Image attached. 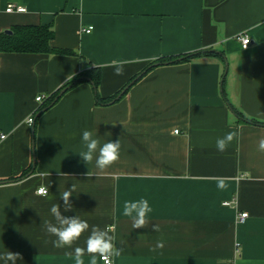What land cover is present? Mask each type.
<instances>
[{
  "label": "crops",
  "instance_id": "obj_1",
  "mask_svg": "<svg viewBox=\"0 0 264 264\" xmlns=\"http://www.w3.org/2000/svg\"><path fill=\"white\" fill-rule=\"evenodd\" d=\"M9 5L27 11L7 13ZM15 26H51L52 46L76 55L0 51V253L19 252L17 264H74L68 253L86 247L91 226H113L122 252L112 264H264V126L235 112L264 122V0H0V36ZM114 59L132 61L121 76L108 66ZM163 59L113 105H99L84 83L37 118L83 71L102 70L108 98ZM84 130L101 145L120 139L119 160L103 172L95 159L86 165ZM230 131L238 138L220 153L216 140ZM141 198L152 212L134 229L123 204ZM53 204L90 225L72 248L53 247L45 231Z\"/></svg>",
  "mask_w": 264,
  "mask_h": 264
},
{
  "label": "clouds",
  "instance_id": "obj_2",
  "mask_svg": "<svg viewBox=\"0 0 264 264\" xmlns=\"http://www.w3.org/2000/svg\"><path fill=\"white\" fill-rule=\"evenodd\" d=\"M152 59L155 58L153 57ZM131 62L127 59H114L108 66L114 69L115 75L121 76L124 74L125 65ZM238 135V131H230L222 138H217V151L224 153L232 141L238 138ZM82 141L85 150L80 151L78 153L79 156L86 165L91 164L95 159V167L100 172L111 167L120 158V139L108 141L101 145L100 140L95 137L93 132L84 130L82 133ZM258 150L264 153V138L259 141ZM86 175L90 177L92 172L88 171ZM216 180L219 189L225 190L228 187L225 177H217ZM74 192H76V185L72 184L70 188L61 194L64 212L72 211L73 204L71 197ZM50 212L55 219V223L44 221L43 224L46 233L55 237L51 241L55 248H72L83 233L89 231L90 225L86 220H82L77 215H63L60 204H53ZM151 212L152 208L148 200L141 198L138 201H125L122 215L132 219L134 229H140L146 225V217ZM154 230H158V228H154ZM110 233H114L113 226H106L104 229L98 226H91L90 235L86 239V247H75L73 253H68V255H74V264H85L83 259L85 255L91 257L90 264H97V257L103 260L104 264H109L110 258L120 256L122 250L115 243V235ZM21 259L23 258L19 252L9 250L0 253V260L4 261V264H9V262L11 264H17V261Z\"/></svg>",
  "mask_w": 264,
  "mask_h": 264
},
{
  "label": "trees",
  "instance_id": "obj_3",
  "mask_svg": "<svg viewBox=\"0 0 264 264\" xmlns=\"http://www.w3.org/2000/svg\"><path fill=\"white\" fill-rule=\"evenodd\" d=\"M11 31L12 34L3 33L0 36V51L2 53L45 54V55H62V56L76 55L74 51L58 49L52 46V41L54 39V30L51 26H15ZM205 54L214 56V53L212 54V52H207ZM199 55L201 54L184 56L181 60L179 59L174 60V63L179 64L183 62H188L193 57H198ZM164 60L165 59H163L162 62H158V63L160 64L165 63ZM155 64L157 63L151 64L148 68H146V70L142 73L143 76H145L147 73H149L154 68H156L153 67V65ZM139 76L131 79V81L115 95L108 98H104L99 92V87L101 85V81L103 78L102 70L98 68H91L89 70L81 72L74 79L70 80L62 89H60L58 92L54 93L53 95L49 96L46 102L44 103L43 107L38 111V113L42 112L46 108H49L63 90L68 89V91H70L80 86L81 84L90 83L89 79L94 84L92 87L94 89L96 102L99 105L106 106L110 104L113 100H115L124 90H126V88L133 81L137 80ZM128 92L129 89L123 95L121 100L128 94ZM235 112L238 118L244 121L246 120L250 124L264 126V122H259L254 119H249L245 117L243 113H241L236 109Z\"/></svg>",
  "mask_w": 264,
  "mask_h": 264
},
{
  "label": "built area",
  "instance_id": "obj_4",
  "mask_svg": "<svg viewBox=\"0 0 264 264\" xmlns=\"http://www.w3.org/2000/svg\"><path fill=\"white\" fill-rule=\"evenodd\" d=\"M27 10L21 6H15V5H9L8 8H7V13H25ZM83 32L87 33V34H90L92 31H93V28H89V29H85V30H82ZM240 42H241V46H242V49L243 50H248L250 45L252 44V41L251 39L248 37V36H241L239 38ZM44 100L43 97H38L37 98V101L38 102H42ZM35 122V119H34V116H32L29 120H28V123L30 125H33ZM6 134L4 133H0V139L1 140H5L6 139ZM39 194L40 195H47L48 194V190L46 188H41L39 190ZM231 203H226L225 206H230ZM249 217V214L248 213H244V214H241L240 217H239V222L240 223H244ZM109 264H112V261L110 259L109 261Z\"/></svg>",
  "mask_w": 264,
  "mask_h": 264
},
{
  "label": "water",
  "instance_id": "obj_5",
  "mask_svg": "<svg viewBox=\"0 0 264 264\" xmlns=\"http://www.w3.org/2000/svg\"><path fill=\"white\" fill-rule=\"evenodd\" d=\"M7 34H12V32L11 31H7L6 32ZM162 64H160V63H157V64H155V65H153V67H158V66H161ZM142 76H143V74L142 75H140L138 78H137V80H135V81H133L127 88H126V90H124L115 100H113L110 104H108V105H113V104H115V103H117L118 101H120L121 100V98L123 97V95L126 93V91L128 90V89H130L134 84H135V82L136 81H138L140 78H142ZM89 81H90V83H91V85L93 86L94 84L91 82V80L89 79ZM68 91V89H65V90H63L60 94H59V96L55 99V101L53 102V104L49 107V108H46V109H44L42 112H40V114L37 116V118L39 117V116H41L43 113H45V112H47L49 109H51L58 101H59V99L60 98H62V96H64L65 95V93ZM34 131V130H33ZM33 150H34V163L36 162V156H35V143H33Z\"/></svg>",
  "mask_w": 264,
  "mask_h": 264
}]
</instances>
